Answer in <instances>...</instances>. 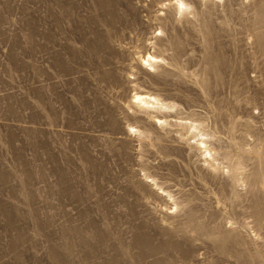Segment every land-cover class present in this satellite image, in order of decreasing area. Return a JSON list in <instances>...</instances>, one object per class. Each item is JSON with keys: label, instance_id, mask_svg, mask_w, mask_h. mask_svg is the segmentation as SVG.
<instances>
[{"label": "rangeland", "instance_id": "rangeland-1", "mask_svg": "<svg viewBox=\"0 0 264 264\" xmlns=\"http://www.w3.org/2000/svg\"><path fill=\"white\" fill-rule=\"evenodd\" d=\"M263 160L264 0H0V264H264Z\"/></svg>", "mask_w": 264, "mask_h": 264}, {"label": "bare ground", "instance_id": "bare-ground-1", "mask_svg": "<svg viewBox=\"0 0 264 264\" xmlns=\"http://www.w3.org/2000/svg\"><path fill=\"white\" fill-rule=\"evenodd\" d=\"M113 51H117V50L114 49ZM52 59L54 60V65L60 70V72L65 74L67 70L65 68L64 62L62 61L63 59L60 60V59H57L56 57ZM114 73H115V68L110 67L109 69L108 67V70L103 69L101 73L102 77L100 78L104 79L105 81H111L115 83L120 82V80H118L114 76ZM133 99L140 104L148 105L150 103L151 98L150 96H146V95H135ZM110 110L111 112L114 111L113 108H110ZM110 123L113 127L115 126L114 125L115 121L110 122ZM260 165L261 167L257 169V175L259 177L258 181L264 184V160L261 161ZM136 187L139 190H144V187H146L145 188L146 190L149 189V187H147L146 184L145 185L139 184ZM258 205H260L259 202L255 201L254 202V216H255L256 222L259 224L261 217H262V210ZM134 209H135L134 204H128V210L130 211L129 214H132L131 216L133 218L132 220L130 217L131 219L130 221H132V225L130 223V225L132 226L131 227L132 238H131V234H129L131 241L129 242V244L127 243L128 245H126V243L120 239L112 243L113 241L111 240V234L115 233L114 231L115 225H112V227H109L106 231H102L98 228H95L94 239L97 241L102 252L100 256H97V255L95 256L96 260H94V262H92L91 264H129L130 262H133V264H165L163 260L161 259V256L160 257L158 256V251H160V249H162L163 246L165 247L168 245L170 239H172V235L168 233L167 231H165L163 228H161V234L163 238L165 237L164 245L163 244L155 245L152 239L153 237L150 236L146 231V222L144 220L143 221L138 220L139 218L137 217L135 218ZM218 243H219L218 245L219 249L223 250L222 241L218 240ZM170 245L173 250L180 249V246H178V244L172 241H170ZM119 249H121L126 255V259H124L125 261L123 260V257H122L123 252L121 253Z\"/></svg>", "mask_w": 264, "mask_h": 264}]
</instances>
